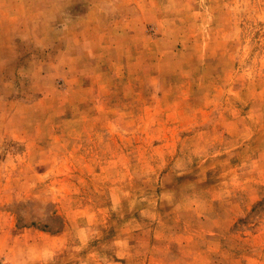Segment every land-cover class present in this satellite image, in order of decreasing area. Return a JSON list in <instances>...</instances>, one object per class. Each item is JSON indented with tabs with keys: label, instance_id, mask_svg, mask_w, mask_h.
<instances>
[{
	"label": "rangeland",
	"instance_id": "rangeland-1",
	"mask_svg": "<svg viewBox=\"0 0 264 264\" xmlns=\"http://www.w3.org/2000/svg\"><path fill=\"white\" fill-rule=\"evenodd\" d=\"M0 264H264V0H0Z\"/></svg>",
	"mask_w": 264,
	"mask_h": 264
},
{
	"label": "crops",
	"instance_id": "crops-1",
	"mask_svg": "<svg viewBox=\"0 0 264 264\" xmlns=\"http://www.w3.org/2000/svg\"><path fill=\"white\" fill-rule=\"evenodd\" d=\"M61 236V235H60ZM61 237H59V236H56V237H50V240L51 241H54V240H56V239H59L60 241H61V239H60ZM61 242H63V241H61ZM53 243L54 242H52L51 244L52 245H50L49 247L51 248V249H49V252H51V253H53L54 251H56L57 249H59V250H61V248L60 247H65V244L64 243H62V244H60V245H58L57 246V248H53V247H55V246H53ZM48 247V246H47ZM44 248H46V246L44 245ZM47 249V248H46ZM46 253H47V251H46Z\"/></svg>",
	"mask_w": 264,
	"mask_h": 264
}]
</instances>
